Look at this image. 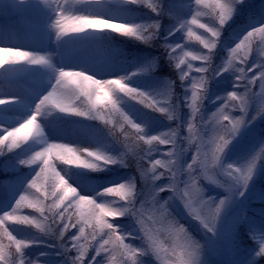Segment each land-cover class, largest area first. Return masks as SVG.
<instances>
[{"label": "trees", "instance_id": "obj_1", "mask_svg": "<svg viewBox=\"0 0 264 264\" xmlns=\"http://www.w3.org/2000/svg\"><path fill=\"white\" fill-rule=\"evenodd\" d=\"M183 1L129 2L137 16L128 23L143 25L145 39L113 30L99 33V37L108 41L109 53L116 46L122 47L120 55L127 58L133 70L140 72L131 87L146 92L149 97L141 104L139 97L135 100L117 93L115 109L108 101L92 108L88 98L82 95L71 104V107L81 111L91 109L89 115H72L77 120L88 122L86 137L92 151L117 160L96 170L68 166L70 176L76 177L78 191L81 195L93 197L97 203L114 202L113 207H128L130 211L116 218H106L118 227L111 234V240L109 230L100 228L95 217L88 215V206H80L71 194L63 203L42 211L41 214L53 228L51 235L67 264H160L150 253L147 236L138 223V218L142 217H145L148 227L158 229V234L169 244L182 242L185 256L187 245L198 243L199 264H219L218 258L211 254L205 233L179 206L176 193L179 188L190 196L204 217L215 211L220 199L228 197L223 188L209 185L201 163L202 154L207 153L214 176L219 177L216 172L219 163L214 164L212 160L217 145L221 143L220 137L230 139L227 135L230 121H245L264 110V79L261 78L264 74V36L256 34L247 46L242 45L236 53L231 51L250 29L264 25V0H239L224 26L219 25L218 5L225 0H201L199 5L194 0L191 2V14L190 9L179 6ZM149 4L156 10L153 11ZM8 7L6 5L5 10ZM194 17L198 24L191 23ZM181 23H186V26L180 28ZM199 24L206 27L200 28ZM189 28L193 33L191 37L188 35ZM208 28H219L220 38L208 61L194 60L192 55H209V50L196 39L197 36L206 40L211 38ZM0 57L7 58L1 52ZM230 59L231 65L228 66ZM200 68L207 71L200 72ZM183 73L187 75L182 80ZM201 77L205 81L203 88L199 87ZM237 77L241 79L237 80ZM234 84L237 86L233 87ZM193 91L199 97L195 115L190 107ZM233 91L238 97H243V110L239 99L229 98V93ZM153 101L155 108L145 106ZM160 107L168 109V112L156 110ZM122 112L141 125L143 132L137 134L123 119ZM169 114L172 119L168 118ZM224 116L229 119H223ZM189 124L192 125L191 131ZM241 130L220 154L221 160L225 157L227 163L244 167L253 156L260 158L248 184L241 223L234 234L232 264H264V255H256L261 243H264V117L256 118ZM138 135H144L145 140L151 136L167 138L169 143L162 145L157 140L147 144ZM9 143L6 141L0 146V165L3 156L14 148L9 150ZM193 157H196L195 161ZM157 160L161 164H156ZM100 163L103 164V161ZM3 176L0 167V179ZM120 183L134 185L131 197L121 199L115 193L103 192ZM162 188L165 190L161 191ZM223 209L224 206L221 213ZM60 213H63L62 219ZM81 227L84 228L83 234ZM116 236L123 237L122 243L128 246L127 249L115 239ZM106 240H109L107 245L104 244ZM11 251L14 253L15 250ZM81 252H84L82 261L76 259Z\"/></svg>", "mask_w": 264, "mask_h": 264}, {"label": "rangeland", "instance_id": "obj_2", "mask_svg": "<svg viewBox=\"0 0 264 264\" xmlns=\"http://www.w3.org/2000/svg\"><path fill=\"white\" fill-rule=\"evenodd\" d=\"M6 2H9L11 6V10L7 12L4 11ZM182 6L186 9L191 8L189 2L183 3ZM55 7L54 0H47V2L45 0H0V47L19 49L34 55H47L50 60V65L27 64L25 60L13 62L14 51L3 52L8 61L5 62L2 70L3 78L1 79L4 83H0V99L15 100L0 105V136L5 135L4 129L18 127L33 114L39 100L51 91L59 69L80 70L101 80L126 77L124 82L129 86L137 81L136 76L139 72L132 70L126 58L120 56L122 47L116 46V49L109 53L107 48L109 43L99 37L100 30L85 29L84 32L79 33L71 31L76 22L74 18L77 16L118 19L119 21H113L116 23H128L129 20H134L137 14L128 0H83V2L68 0L70 10L64 14L66 19L62 20L67 32L60 38L56 37V31L52 27L56 19ZM12 18H16L19 22L12 24ZM75 99L73 98L70 104ZM64 106H68V102H65ZM72 116L57 109L45 108L37 119V123L43 129V136L32 138L21 144L1 162L2 173L8 172V174L0 182V216L8 211L15 217L6 219L3 228H6L16 239L24 240L27 245L22 246L20 252L16 253V258L14 257L11 261L9 245L11 243L16 247V244L3 231H0V245L3 246L0 252L5 256L7 264H20L21 259L24 260V264H64L60 247L51 235L53 228L40 213L41 210L57 205L58 197L63 193L50 181L40 180L37 182V187H29V181L36 172L40 171L42 162L23 165L20 161L50 144H60L68 145L76 150V154L83 160L94 162L95 157L88 156L91 147L86 137L87 123L78 121ZM258 117H264V110H260V113L254 117H248L241 129L249 126ZM202 155L201 163L209 185L223 188L228 193L226 204L217 223L216 234L204 229L201 222L204 215L195 206L194 200L179 188L176 193L177 202L185 214L205 233L211 254L218 258L219 264H232L235 251L234 234L245 210L248 187L243 195H239L240 186L231 187L234 182L227 175L226 169L230 163L225 161V157L221 160V165L219 163L216 167L219 176L217 177L214 176L207 153ZM51 164L72 186L77 188L75 177L70 176L68 172V166L71 165H65L55 155L51 157ZM72 166L77 169H86ZM49 175H51L50 172ZM53 191L57 195L53 196ZM21 195H24L26 199L17 208L15 201ZM30 204H36L37 207H31ZM13 208H16L14 213ZM23 218L33 223H22ZM36 223H40L44 230L37 228ZM138 223L142 233L147 236L150 253L157 262L181 264L182 260L187 259L184 255L185 245L182 242L169 244L158 234V229L152 230L148 227L145 217L138 218ZM0 264H5V261L0 260Z\"/></svg>", "mask_w": 264, "mask_h": 264}, {"label": "snow or ice", "instance_id": "obj_3", "mask_svg": "<svg viewBox=\"0 0 264 264\" xmlns=\"http://www.w3.org/2000/svg\"><path fill=\"white\" fill-rule=\"evenodd\" d=\"M45 2H47V0H45ZM56 7V19L53 21L52 27L55 29L56 31V37L60 38L61 36L66 35L67 32V28L66 26L62 23L63 19H66L65 17V13L69 12V7H68V0H63V2H61V0H54ZM81 2H83V0H81ZM129 2L131 3H137V2H143V0H129ZM196 4L199 5L201 0H195ZM239 2V0H225L224 3H221L218 5V7L220 8V14H219V25L220 26H224L226 24V22H228L233 14V10H234V5L235 3ZM149 7L153 8V11H155V7H153L151 4H149ZM94 15H99V14H94ZM75 21H81V20H86L87 23L84 24L83 26H77L75 28H72L71 31L72 32H84L85 29H94V30H100V31H104V30H113L117 33H121L123 35L126 36H134L137 37L138 39H145V37L143 36L142 33V29H143V25L141 24H131V23H116L113 21H119L118 19H97V18H89L88 16H77L74 18ZM192 24H198L199 21L194 17L191 21ZM186 26V23H181L180 24V28H184ZM200 28H205L206 25L205 24H199ZM208 32L211 33V38L209 39H203L199 36L196 37V39L200 40V42L204 45V47L206 49L209 50V55H203V56H196V55H192L191 53H188L187 55H192V59L196 60V59H200V60H204V61H208L210 59V53L211 50L214 49L216 47V41L217 39L220 38L221 32L219 28H208L207 29ZM256 34H260L262 36H264V25L255 27L250 29L246 35L243 36V39L240 40V43H237L235 48H232L231 51L232 53H236L239 49H241L242 45L247 46V44L251 41V39L253 38L254 35ZM188 35L191 37L193 35L191 28H189L188 31ZM177 48L180 47L179 44L176 45ZM14 51V56H13V62L15 61H19V60H25L27 62V64H34V65H50V60L48 58L47 55H34L32 53H29L27 51H21L19 49H12V48H7V47H0V52H13ZM245 55H247V53H245ZM5 59L3 57H0V65H4L5 64ZM181 63H183V61H181ZM231 65V59L228 62V66ZM177 68L180 67L179 64L176 65ZM189 68H191V64H189ZM227 69V66L225 67L224 70ZM222 70V71H224ZM198 71L200 72H205L207 71V69L205 68H200L198 69ZM241 72H243V69H240ZM222 73V72H221ZM187 75V73H183L181 75V79L183 80L184 77ZM69 76H73V77H82L86 83L90 84V85H94L95 89H98V93H94V92H90L88 88H79L78 89V93L74 98H79V94H83L84 96H86L88 98V100L91 102V107L95 108V106L98 103H102L104 101H108L112 104L113 108L115 109L117 104H118V99H117V93H123L129 97H131L132 99H137L138 97L141 98L140 99V103L143 104L145 103V99H147L149 97V94H147L146 92L130 87L127 83H125L124 81L126 80V77H120L119 79H112V80H101V79H97L94 78L92 75H89L83 71H75V70H66V69H59L57 70V76L55 79V83L51 89V91H49L46 95L43 96V98H41L39 100V102L36 104L35 109L33 111V114L28 117L23 123H20V125H25L29 131L32 130L33 127L37 126V119L42 111V109L46 106V105H56L58 108L59 107H65L64 106V101L60 98H58V88L60 86H62V82L65 81V79ZM261 78L264 79V74L261 75ZM237 80L241 79V77H237ZM74 82V81H73ZM237 85L234 84L233 87H236ZM193 87L195 88L196 85H193ZM199 87L203 88L205 87V81L203 79V77H201L200 79V83H199ZM262 87H264V85H262ZM100 93H102L103 95L101 96ZM93 97L95 99H93ZM229 98L232 100H236L239 99L240 100V107L243 110L244 106H245V101L243 99V97H238L237 93L235 91L229 93ZM192 103L190 105V107L192 108V114L195 115L196 114V102L199 99V97L197 96V92L193 91L192 92ZM15 99H12L11 101H13ZM11 101L8 100H4V99H0V105L9 103ZM148 108H155V102H151V103H147L145 105ZM160 112H168V109L160 107L158 109H156ZM71 111L74 113H78L80 116H85V115H89L91 109L89 110H85V111H81L77 108L72 107ZM123 116V119L129 124L131 125L132 128H134L137 132V134L142 133L143 132V128L141 125L135 123L126 113H121ZM169 119H172L171 114H169L168 116ZM223 119L228 120L229 117L224 116ZM231 123V128L227 129V135L230 137V139H226L225 137L221 136L220 137V141L221 143H219L217 145L216 148V152L213 155V160L212 162L215 163H220L221 165V158H220V154L224 152L225 148L227 147V145L230 143L231 139L233 137H235L238 132L241 129V126L244 125L246 123V121L242 120V119H236L234 121H230ZM14 128V127H12ZM4 129L3 132L5 133V135H2L0 137H6L7 135L10 134L11 129ZM192 130V125L189 124V131ZM165 136H167V134H165ZM174 136V134H173ZM138 138L141 140H145V136L144 135H138ZM159 141L160 144H168L169 140L167 138L161 139L159 136H151L148 137L145 140V143L147 144H152L153 141ZM5 145V143L0 144V146ZM61 146L60 144H50L48 145L46 148H43L41 151H36L34 152V154L32 156H30L27 159H23L20 161L21 164L23 165H33L36 164L37 161H41L42 162V167L40 168V171L36 172L35 175L33 176V178L29 181L28 185L31 188H35L37 187V182L40 180L43 181H50L54 187L56 189H59L61 191V187H62V183H57L56 180V175L55 173L57 172L55 170V167L51 164V157L55 154H58L61 151ZM7 147L9 148V150H11L13 147L17 148V145L15 143V141L9 143L7 145ZM64 150L71 156V157H75L76 159L72 162H74L77 165L83 164L85 162H87L90 166L91 169L96 170L100 167H103L107 164L110 163H116L117 160L114 157L105 155V154H101L98 151L97 152H88V156L89 157H95V161L96 162H89L87 160H83L80 156H78L76 154V150H74L73 148L69 147L68 145H66L64 147ZM262 151H264V149H262ZM0 152H2V148H0ZM172 153H169V155H171ZM260 157L258 156H253L251 160L248 161L247 165L244 167H233L232 164H228L227 165V175L231 178V180L234 182L233 185L231 187H234L236 185L240 186V192L239 195H243L244 191L247 189L248 184L250 179L252 178L253 174H254V170L256 168L257 165V159H259ZM196 157H193V160L195 161ZM100 161H103V164L100 163ZM156 164H161L160 160H157L155 162ZM155 167V166H153ZM192 165H189V168H191ZM49 172L51 173V175H49ZM134 188V185L132 184H125V183H120L119 185H116L115 187H108L106 188L108 191H105V189L103 190V192L105 194H110V193H116V195L120 196L121 199H127L129 197H131L133 195L132 189ZM165 189H161V191H164ZM229 191L231 192V188L229 189ZM63 194L60 195L58 197L59 202L63 203L65 200L68 199L69 194H71V190L68 188H64L63 191H61ZM52 195L55 196L57 195V193L55 191L52 192ZM78 197H88L91 198L92 200H94L96 202V205L99 207V211L96 212L95 214V219H96V223L100 228H107L109 230V234H110V240H111V234H114L118 227L114 226L112 223H109L108 220L106 219L107 217H119L121 216L120 213H128L130 211V209L128 207H113L112 204L114 202H101V203H97V200L94 199L93 197H89V196H85V195H81L79 192L77 193ZM73 200L76 199L74 197H72ZM26 197L24 195H21L19 199H17L15 201L17 208L21 205V203L23 201H25ZM227 199H220L219 204L216 206L215 211L211 212L209 214V216L201 218V222L203 224L204 229H206L208 232L213 233L214 235L216 234L217 231V219L220 217V213H221V208L223 206H225ZM131 201L129 200V203ZM31 207H37L36 204H30ZM56 205H53V207H55ZM69 206H71V204H69ZM16 211V208L12 209V212L14 213ZM65 211H67V208L65 209ZM92 210L88 207L87 212L88 215ZM42 212V210H41ZM60 217L61 219L63 218V213H60ZM15 217L12 215V213H9L8 211L4 212L2 216H0V231H3L4 234H6L8 236V238L12 241L15 242L16 244V250L17 252H20L21 247L22 246H27L25 245V241L24 240H18L16 239L14 236H12V234L10 232H8V230L6 228H3V225L5 223L6 219H14ZM200 218V217H198ZM24 223H33V221L31 220H26V222ZM36 227L40 228L41 231H43V227L40 223H36ZM65 228L68 227L67 224L64 225ZM80 232L81 234H83L84 232V228L81 227L80 228ZM61 235H63V232H61ZM129 235H131L129 233ZM253 236H255V234H253ZM75 239V238H73ZM115 239L117 241L121 242V246L125 249L128 248L127 245H124L122 243L123 241V237L120 236H116ZM109 243V240L104 241V244L107 245ZM3 246L0 245V248H2ZM199 252H200V245L198 243H192L187 245L186 248V256L187 259L182 260L181 264H199ZM257 256L260 255H264V243H261L259 251L256 253ZM84 256V252H81L80 255L76 258L77 260H81L83 259ZM0 260H4L5 264H7V260L5 258V256L3 255L2 252H0ZM93 260H95V257H93ZM20 264H24V260L21 259L20 260Z\"/></svg>", "mask_w": 264, "mask_h": 264}, {"label": "clouds", "instance_id": "obj_4", "mask_svg": "<svg viewBox=\"0 0 264 264\" xmlns=\"http://www.w3.org/2000/svg\"><path fill=\"white\" fill-rule=\"evenodd\" d=\"M86 20L76 21L72 28H75L77 26H83L86 24ZM74 81V82H73ZM79 88H88L90 92L98 93V89H95L94 85H90L86 83V81L82 77H73L69 76L65 79V81L62 82V86L58 88V98L62 99L65 102H68V106L65 107H57L56 105H46L42 110L45 108H51V109H57L60 112L63 113H69V114H76L71 111V104L70 102L73 100V98L77 95ZM102 96L103 94L100 93ZM43 136V129L41 128L40 124L33 127L31 131L28 130V128L25 125H20L18 127H14L11 129V132L6 137H0V144L5 143L6 141L13 142L15 141L17 147H19L21 144L26 143L32 138L42 137ZM66 145L61 146V151L58 154H55V156L61 160L65 165H76L84 168H90L89 164L87 162L77 165L74 161L76 158L71 157L65 150L64 147ZM56 175V182L62 183L61 191H63L64 188H68L71 190V196L76 198V202L80 206L87 205L92 211L89 213V216L95 217L96 212L99 211V207L96 205V202L88 197H78L77 193L78 190L74 186H72L69 181L65 178V176L61 175L59 172L55 173ZM105 191H108L105 189ZM116 194V193H115ZM78 198V199H77ZM120 215H123V213H120ZM27 218H23L21 220L22 223L26 222Z\"/></svg>", "mask_w": 264, "mask_h": 264}]
</instances>
